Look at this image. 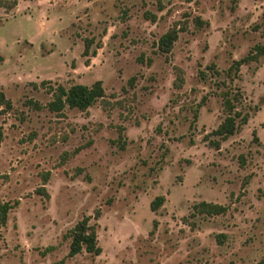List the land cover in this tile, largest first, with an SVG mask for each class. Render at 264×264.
I'll return each mask as SVG.
<instances>
[{
  "label": "rangeland",
  "instance_id": "rangeland-1",
  "mask_svg": "<svg viewBox=\"0 0 264 264\" xmlns=\"http://www.w3.org/2000/svg\"><path fill=\"white\" fill-rule=\"evenodd\" d=\"M179 21L187 29L161 52ZM256 44L264 0H0V92L11 101H0V204L17 202L0 264L67 257L65 233L88 215L102 252L66 264L264 260V56L228 74ZM97 80L106 96L89 109L47 107L50 86ZM227 89L243 92L249 121L217 148L205 136L226 116ZM202 200L229 209L193 215Z\"/></svg>",
  "mask_w": 264,
  "mask_h": 264
},
{
  "label": "trees",
  "instance_id": "trees-1",
  "mask_svg": "<svg viewBox=\"0 0 264 264\" xmlns=\"http://www.w3.org/2000/svg\"><path fill=\"white\" fill-rule=\"evenodd\" d=\"M153 18H156L153 15ZM196 20L201 22L200 17H196ZM186 22H176L172 27H170L165 33H163L158 40V48L161 52L170 53L175 45V42L179 38L180 32L187 29ZM93 43L92 38L85 39V50L84 55L89 53L90 47ZM96 52V51H95ZM94 52V53H95ZM264 56V44H256L247 55L242 58L235 60L230 68L228 69V74L230 76L240 75V70L242 65L249 64L253 61H259L261 57ZM214 68L215 65L212 64L211 68ZM177 78L175 84L177 87H182L185 82L184 69L177 66ZM49 91L52 93V99L47 103V107L56 113H63L66 107L79 108L80 110H87L92 105H94L99 99H103L106 96V90L102 80H97L93 84H83V83H74L70 87H66L63 84L57 86H50ZM223 97V105L226 111V116L223 121L208 133L205 136L206 140H209L210 144L219 148L221 145V140H226L230 136L236 134L242 129L244 124H247L249 121V114L244 113L242 110L237 109V102L240 101L243 92L240 90L233 93L231 90H223L221 92ZM206 97L203 98L202 102L198 104V108L204 103ZM0 101L1 103H6L7 107H11V101L7 100L5 93L0 92ZM30 105L35 106L38 109L44 107L39 101H34L32 99L27 101ZM198 114V109L196 110L195 116ZM213 135L219 136V139L211 138ZM255 139L258 140L257 130H254ZM3 138V130L0 127V141ZM250 179L248 175L245 178L247 183ZM39 192L47 193L45 187L38 188ZM165 200L164 196H158L152 202V209L156 210L161 203ZM17 202L13 203L10 201H5L0 204V233L2 229L7 225L10 219V213L15 207ZM194 212L196 214H223L228 211V206L222 203L211 202L202 200L197 202L193 206ZM101 210L98 209L96 212V218L100 217ZM65 238L70 239V249L67 257H73L83 251L99 255L102 252V247L99 244V237L97 231V224L91 222V216H84L80 219L71 229L65 233ZM53 246L49 247L52 249ZM64 257L59 261L54 262L53 264H66V258ZM259 264H264L262 260Z\"/></svg>",
  "mask_w": 264,
  "mask_h": 264
}]
</instances>
